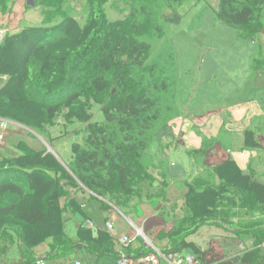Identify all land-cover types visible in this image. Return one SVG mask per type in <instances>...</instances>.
Segmentation results:
<instances>
[{
	"label": "trees",
	"instance_id": "16d2710c",
	"mask_svg": "<svg viewBox=\"0 0 264 264\" xmlns=\"http://www.w3.org/2000/svg\"><path fill=\"white\" fill-rule=\"evenodd\" d=\"M85 1L89 13L84 26L65 17L54 26L26 27L6 35L0 45V120L41 133L55 126L62 109L71 110L70 118L84 125L86 136L81 144L71 145L67 165L47 149L36 151L23 141L15 145L17 155L0 161V235L15 232L27 259L50 240L52 252L59 254L66 211L90 218L78 194L108 198L121 209L145 195L144 184L154 182L141 159L170 110L163 105L167 96L173 97V74L165 65L173 59L171 55L165 65L158 58L152 62L150 42L164 40V24L177 25V7L188 0H128L130 13L120 22L108 21L109 0ZM263 11L264 0H219L215 16L240 37L256 38ZM163 13H172L173 21L164 22ZM93 103L100 107L102 123L91 122L88 111ZM244 147H259L250 132L244 133ZM212 173L217 186L186 185L185 213L164 235L168 244L159 250H189L206 263L205 253L186 240L200 228L216 225L251 235L254 249L245 252L241 264H264V223L240 227L228 212L220 211L233 196L252 199L248 208L263 213L264 185L234 161L216 166ZM101 209L109 208L102 204ZM76 236L81 244L112 253V240L104 231L93 236L92 230L80 226Z\"/></svg>",
	"mask_w": 264,
	"mask_h": 264
},
{
	"label": "crops",
	"instance_id": "0c3cea01",
	"mask_svg": "<svg viewBox=\"0 0 264 264\" xmlns=\"http://www.w3.org/2000/svg\"><path fill=\"white\" fill-rule=\"evenodd\" d=\"M218 4L219 0H204L194 3L183 14L184 17L191 15L192 21L204 28L192 30V37L184 38L188 46L200 49L203 63L196 62L190 70L179 67L189 83L190 99L186 109L177 112L162 127L164 131L159 130L161 135H156L147 150V164L143 165L154 182L150 180L149 186L143 185L149 191L143 195L136 211L129 214L119 208L103 210L101 205L107 206L105 199L78 194L76 197L85 203L84 210L90 220L65 212L59 254L52 252L50 240L33 249L27 259L17 234L7 231L0 235V264H117L121 250L118 238L134 234L135 229L145 231L157 250L163 249L168 244L164 235L185 213L186 185L199 189L208 184L217 186L219 182L212 170L227 161H234L245 174L264 185V11L259 35L242 38L216 19ZM37 7V0H0V27L7 35L20 32L28 27L24 24L27 13L41 19ZM208 46L210 54L204 53ZM245 132L253 134L259 145L257 149L244 147ZM26 144L36 151L43 149L33 143ZM9 152L10 157L18 154L14 147ZM88 221L93 224L92 228L84 226ZM107 221L115 224V236L105 230ZM250 222L233 223L240 227L253 226ZM80 226L92 230L93 236L98 230L106 232L112 240L108 247L113 248L112 253L103 254V249L78 242L76 234ZM200 230L203 231L197 234ZM198 231L186 241L205 253L206 263L230 260L243 245L247 251L254 249L251 235L238 234L235 229L210 225ZM147 248L151 251L144 237H138L124 251L131 258H139L147 254ZM183 252L192 254L189 250ZM232 264L239 263L232 261Z\"/></svg>",
	"mask_w": 264,
	"mask_h": 264
},
{
	"label": "rangeland",
	"instance_id": "374dc122",
	"mask_svg": "<svg viewBox=\"0 0 264 264\" xmlns=\"http://www.w3.org/2000/svg\"><path fill=\"white\" fill-rule=\"evenodd\" d=\"M63 1L64 0H37L38 7L36 10L38 15H41V19L35 16L34 13H32L31 15H28L27 13L24 17V24H28V27H50L58 24L65 17H72L79 22L80 26H84L85 19L87 18L89 13L86 1ZM194 2V0H188L181 6L177 7V13L179 14V17H181V19L175 26L164 24L163 32L165 34V37L163 41L157 42L151 40L150 42L152 46L151 61L158 58L157 61L162 65H165L169 61L171 55L173 59L172 63H167L165 65L173 74V97L171 98L167 96L166 98V104L163 105V107H169L170 110L165 111L164 109L165 115H163L162 120L157 124L155 128V137L156 135H158L159 130L162 131L167 123L171 119H173V117L178 115L177 112L185 110L188 105L191 91L187 87L189 83L185 80L184 74L182 72H179V67L184 66L185 69L190 70L196 62L197 65H199V62L203 60V53H200L199 48L190 47L188 46L187 42H184V38L186 40H188L189 38L187 37V35L192 37V30L199 29L203 31L204 29L203 26L195 24L192 21L191 15L186 17L183 16V14L190 6L194 4ZM105 10L108 16V21H124L130 13L129 1L109 0V3L105 6ZM163 15L164 22L169 23L173 21L172 13H163ZM174 19L178 20L177 18ZM207 48V52L204 51V53L210 54L211 50H209V46ZM2 82L4 83L5 80L2 79ZM102 99L104 98H98V100ZM72 111H76V108H73ZM71 113V110L67 111L65 109H62L60 114L55 119V126L45 128V130L41 133L8 122V128L5 134V143L0 146V161H2V159H9V154H11L9 152L10 148H15L16 143H18L19 141H23L30 144L33 143L38 147L50 150L52 154L55 155L56 158H58V160L62 161L63 165H67L70 162L71 145L74 143L81 144L82 140L86 137L84 134V125L78 123V120L70 118ZM89 113L92 115L91 122L102 123L104 121L100 107L95 105L94 103L91 104L88 114ZM161 133L159 134L161 135ZM151 144H149L148 147H150ZM146 154L147 152L142 155V165L143 163L145 165L147 164ZM145 165L143 166L145 167ZM145 168L147 169V167ZM2 177L3 176L0 175V179ZM142 193L145 194L144 189ZM142 198L143 196L141 198L136 197L131 199L130 202L120 207V210L125 211L129 214L134 213L133 211H136L137 206H139L143 202ZM105 200L107 201V206L109 207V209L112 210V208H116L109 203L108 198H106ZM251 204H253L252 199H241L231 196L227 201L222 203L220 211L228 212L229 217L232 219V221L239 225H242L241 221L246 222L248 220H251L249 225H257L259 222L264 223V212L262 213L258 210L255 211L249 209L248 207ZM202 231L203 230L198 231L197 234L201 233ZM142 234L143 237L147 241H149L151 245H153L152 240L146 237L145 231ZM246 251V247L244 245L241 246V248H239L236 253L232 254V260L230 259L227 261L229 263H232V261H237L239 264H241Z\"/></svg>",
	"mask_w": 264,
	"mask_h": 264
},
{
	"label": "built area",
	"instance_id": "2783aa9c",
	"mask_svg": "<svg viewBox=\"0 0 264 264\" xmlns=\"http://www.w3.org/2000/svg\"><path fill=\"white\" fill-rule=\"evenodd\" d=\"M7 32L5 29L0 27V45L5 39ZM8 128V121L0 120V146L5 143V134ZM86 223V222H85ZM84 223V226L93 227L91 222ZM105 230L112 236L116 235L115 224L112 221H107L104 225ZM138 237H143L140 230L135 229V233L130 236H121L118 238V243L121 248L117 257V264H207L200 261L197 257L192 254L181 252L179 254L162 253L152 246L151 243H147L151 247V252L142 255L139 258H131L126 254L124 250L128 248L130 243Z\"/></svg>",
	"mask_w": 264,
	"mask_h": 264
},
{
	"label": "water",
	"instance_id": "95a60500",
	"mask_svg": "<svg viewBox=\"0 0 264 264\" xmlns=\"http://www.w3.org/2000/svg\"><path fill=\"white\" fill-rule=\"evenodd\" d=\"M48 152L52 153L50 150H47Z\"/></svg>",
	"mask_w": 264,
	"mask_h": 264
},
{
	"label": "clouds",
	"instance_id": "9594fccd",
	"mask_svg": "<svg viewBox=\"0 0 264 264\" xmlns=\"http://www.w3.org/2000/svg\"><path fill=\"white\" fill-rule=\"evenodd\" d=\"M17 125V124H16Z\"/></svg>",
	"mask_w": 264,
	"mask_h": 264
}]
</instances>
